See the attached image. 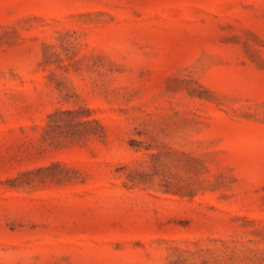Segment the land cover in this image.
<instances>
[{"label": "rangeland", "instance_id": "obj_1", "mask_svg": "<svg viewBox=\"0 0 264 264\" xmlns=\"http://www.w3.org/2000/svg\"><path fill=\"white\" fill-rule=\"evenodd\" d=\"M0 264H264V0H0Z\"/></svg>", "mask_w": 264, "mask_h": 264}]
</instances>
